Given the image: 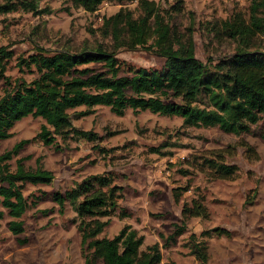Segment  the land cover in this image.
Masks as SVG:
<instances>
[{
    "label": "rangeland",
    "instance_id": "rangeland-1",
    "mask_svg": "<svg viewBox=\"0 0 264 264\" xmlns=\"http://www.w3.org/2000/svg\"><path fill=\"white\" fill-rule=\"evenodd\" d=\"M25 1L37 2L38 9H26L21 4ZM138 1L129 0L123 5L107 1L97 12L89 13L75 0H0V47L8 46L15 55L8 75L21 76L17 58L33 54L38 48L79 51L110 43L100 31L104 18L121 8L132 10L138 17ZM154 1L176 38L187 42L192 37L196 56L205 64L235 56V41L214 28L238 12L247 17L252 4V0ZM256 41L264 50V35ZM118 59L121 76H132V69L159 70L165 62L142 47L121 49ZM235 69L239 79L249 82L264 75L259 66L238 65ZM25 76L30 79L35 75ZM3 87L0 83V92ZM258 118L255 123L246 122L249 131L236 135L219 127L186 126L177 116L135 113L131 109L118 116L110 107L96 106L93 113L74 121L76 127L96 133V143L57 139L53 146L37 138L44 120L23 119L13 128L11 138L0 140V154L28 141L11 161L12 169L16 170L17 160L21 159L27 169L42 167L55 178L49 185L25 186L29 208L23 217L24 233L14 235L9 228L13 218L0 206L4 212L0 217V264H85L77 214L67 194L96 175L112 176L115 185L124 188L119 211L110 218L100 238L111 239L125 226H132L144 239L142 263L201 264L191 253V235L200 237L222 228L227 232L223 236H205L210 264H264L262 113ZM210 159L235 166L236 174L230 179L215 177L207 162ZM57 193L66 197L63 212L54 200ZM194 200L207 207L208 217L183 215L184 205L190 206ZM184 226L186 231L177 235Z\"/></svg>",
    "mask_w": 264,
    "mask_h": 264
},
{
    "label": "trees",
    "instance_id": "trees-1",
    "mask_svg": "<svg viewBox=\"0 0 264 264\" xmlns=\"http://www.w3.org/2000/svg\"><path fill=\"white\" fill-rule=\"evenodd\" d=\"M107 1L123 5L129 0H75L79 8L89 13L97 12ZM21 4L28 10L38 9L37 2ZM137 8L141 10L138 17L132 10L121 8L104 18L100 31L110 43L79 51L51 52L38 48L33 54L17 58L16 66L22 74L18 77L8 75L14 52L1 46L0 83L4 87L0 92V140L11 138L18 122L34 117L45 122L37 138L47 146L56 145L57 139L96 143L99 139L96 133L74 125L75 120L93 113L96 106L110 107L118 116L129 109L135 113L149 111L177 116L186 126L219 127L236 135L249 131L247 121L257 122L259 113L264 116V75L249 82L239 79L235 69L238 65L259 66L264 73V50H260L256 41L264 35V0H252L247 17L238 12L215 26L218 34L235 41L236 54L229 60L208 64L197 58L192 37L187 42L176 38L156 1L139 0ZM140 47L163 57V68L132 69V76H121L118 52ZM26 73L35 76L28 79ZM27 143L20 142L0 154V206L13 218L9 228L14 235L25 232L23 217L29 208L25 186L49 185L55 178L42 167L27 169L21 159L17 160L16 170L12 169L11 161ZM207 162L215 177L230 179L236 174L233 165L215 159ZM123 191L112 176L96 175L68 192L67 198L77 214L85 264H146L141 262L144 239L132 226H125L111 239L100 238L110 218L119 211ZM54 200L63 212L66 197L57 193ZM3 215L0 210V217ZM183 215L206 218L208 210L194 200L192 205H184ZM185 231L184 226L176 234ZM226 233L222 228H214L200 237L192 234L191 253L201 264H210L205 236Z\"/></svg>",
    "mask_w": 264,
    "mask_h": 264
}]
</instances>
